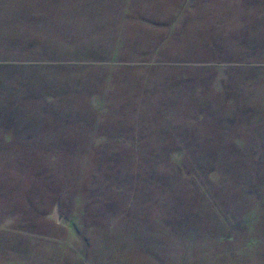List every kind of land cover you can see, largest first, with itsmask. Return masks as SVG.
<instances>
[{"label": "rangeland", "instance_id": "obj_1", "mask_svg": "<svg viewBox=\"0 0 264 264\" xmlns=\"http://www.w3.org/2000/svg\"><path fill=\"white\" fill-rule=\"evenodd\" d=\"M263 69L264 0H0V264H264Z\"/></svg>", "mask_w": 264, "mask_h": 264}, {"label": "trees", "instance_id": "obj_2", "mask_svg": "<svg viewBox=\"0 0 264 264\" xmlns=\"http://www.w3.org/2000/svg\"><path fill=\"white\" fill-rule=\"evenodd\" d=\"M262 72H263V74H264V69L263 70H261ZM256 79V78H255ZM257 80V79H256Z\"/></svg>", "mask_w": 264, "mask_h": 264}]
</instances>
